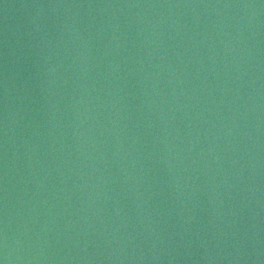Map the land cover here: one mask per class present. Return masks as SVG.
I'll use <instances>...</instances> for the list:
<instances>
[{"label": "water", "instance_id": "1", "mask_svg": "<svg viewBox=\"0 0 264 264\" xmlns=\"http://www.w3.org/2000/svg\"><path fill=\"white\" fill-rule=\"evenodd\" d=\"M0 264H264V0H0Z\"/></svg>", "mask_w": 264, "mask_h": 264}]
</instances>
